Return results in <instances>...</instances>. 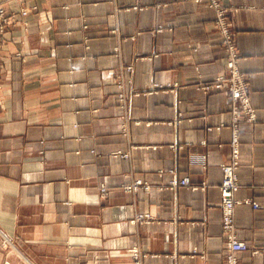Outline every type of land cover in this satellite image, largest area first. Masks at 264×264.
Wrapping results in <instances>:
<instances>
[{
  "label": "crops",
  "instance_id": "1",
  "mask_svg": "<svg viewBox=\"0 0 264 264\" xmlns=\"http://www.w3.org/2000/svg\"><path fill=\"white\" fill-rule=\"evenodd\" d=\"M221 3L256 116L238 124L234 222L248 249L236 257L264 264V0ZM3 4L17 19L0 46V264H135L133 249L140 264H225L220 166L234 133L226 89L203 88L225 73L214 10ZM181 177L206 186L171 187ZM137 180L147 189L124 188Z\"/></svg>",
  "mask_w": 264,
  "mask_h": 264
},
{
  "label": "built area",
  "instance_id": "2",
  "mask_svg": "<svg viewBox=\"0 0 264 264\" xmlns=\"http://www.w3.org/2000/svg\"><path fill=\"white\" fill-rule=\"evenodd\" d=\"M202 1V0H197ZM206 3L215 12V27L218 30L221 46L224 49V68L225 73L217 76L211 85L203 88H214L217 90L226 89L230 102V114H231V127L234 133L233 141L231 143V158L230 161L221 164L222 179L219 185L220 190V208L222 213L221 229L226 239V253L224 256L225 264H238L236 253L248 249L245 242L237 239L235 232L234 213L235 207L241 201L235 198V193L239 188V182L237 178V168L239 165V147L237 140L238 124L241 121L252 123L256 120L255 110L252 107L249 99V87L244 74L240 71L239 54L235 42V32L232 30L231 22L228 14L230 10L222 5L221 0H205ZM21 15L26 14V10L20 12ZM16 18V14L8 13L7 9L3 5V1L0 0V44L2 43L3 36L6 27ZM128 70L131 66L127 67ZM121 85H119L120 87ZM123 94H119V100H123ZM123 156H125L123 154ZM147 186L140 180L134 182V184L127 185L124 188L126 190H135L138 186ZM188 187L191 189H197L201 187L205 188L206 184L202 183L196 185L190 181L188 177L175 178L171 182V187ZM106 189L101 188V193H105ZM245 203L251 204L253 208H260L259 204L250 200H245ZM144 216H138V219H143ZM257 250H253L256 253ZM135 264H140V254L137 250L131 251Z\"/></svg>",
  "mask_w": 264,
  "mask_h": 264
},
{
  "label": "rangeland",
  "instance_id": "3",
  "mask_svg": "<svg viewBox=\"0 0 264 264\" xmlns=\"http://www.w3.org/2000/svg\"><path fill=\"white\" fill-rule=\"evenodd\" d=\"M2 1H3V0H2ZM3 5H4V4H3ZM4 7H5V6H4ZM22 10H24V9H22ZM22 10H21V11H22ZM7 11H8V10H7ZM21 11H20V12H21ZM20 12H19V14H20ZM8 13H10V14H15V13H11V12H8ZM20 15H21V14H20ZM25 15H26V14H25ZM21 16H24V15H21ZM16 19H17V14H16V18L13 19V20H16ZM13 20H12V21H13ZM5 31H6V30H5ZM4 34H5V33H4ZM3 37H4V36H3ZM2 42H3V40H2ZM1 44H2V43H1ZM1 44H0V46H1Z\"/></svg>",
  "mask_w": 264,
  "mask_h": 264
}]
</instances>
